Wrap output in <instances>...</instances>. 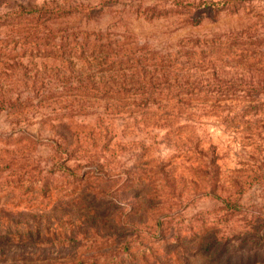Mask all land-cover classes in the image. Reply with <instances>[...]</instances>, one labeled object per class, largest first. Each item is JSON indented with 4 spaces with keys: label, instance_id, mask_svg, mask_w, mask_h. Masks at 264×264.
Wrapping results in <instances>:
<instances>
[{
    "label": "rangeland",
    "instance_id": "obj_1",
    "mask_svg": "<svg viewBox=\"0 0 264 264\" xmlns=\"http://www.w3.org/2000/svg\"><path fill=\"white\" fill-rule=\"evenodd\" d=\"M0 94V264H264V0H0Z\"/></svg>",
    "mask_w": 264,
    "mask_h": 264
},
{
    "label": "trees",
    "instance_id": "obj_2",
    "mask_svg": "<svg viewBox=\"0 0 264 264\" xmlns=\"http://www.w3.org/2000/svg\"><path fill=\"white\" fill-rule=\"evenodd\" d=\"M82 53H87V55H84L80 58V62L82 64L81 70L83 71V78L81 81L85 82L84 87L88 86L91 82V80L94 77V74H85L89 73L91 70L96 71H105V70H113L115 68L116 70H119L121 76L123 79L126 78L127 74L126 71H130L131 75L136 78V82H144L146 81V76L148 73L151 72V70H148L146 66L150 65L147 64V61L155 60V53L146 50L144 47L136 46L133 43H122L117 44L114 46L111 44H94V45H82L81 46ZM185 54L188 53V50H179L174 53L177 55V53ZM178 56V55H177ZM167 60H169V57H165ZM126 63H131L130 65H127ZM97 64L94 68L92 65ZM145 64V65H144ZM97 69V70H96ZM187 69V68H186ZM184 70V69H183ZM153 74V73H152ZM111 76V74H109ZM114 81V80H113ZM188 83V82H187ZM221 89H218V93H222ZM87 92V91H86ZM97 94H93V96H97L99 98H116L118 95H122L121 92H103L102 90H97ZM153 92H144L145 95H151ZM3 99V95L0 94V110L5 107L3 104L6 103ZM120 110H117L116 113H120ZM219 108L218 107H202L201 110H197L194 107L190 106H179L178 108H160L158 110L155 109L154 115H157V118L159 120H162L163 122H167L170 120H180L181 116L185 115L186 119H189L190 117H194L195 119L199 118L200 116H214L219 117ZM221 117V116H220ZM223 117V116H222ZM191 120V119H189ZM186 122H190L188 120H185ZM193 135L191 133H188L187 137L191 138ZM211 160L209 161V163ZM204 166H208V164H204ZM71 229V228H70ZM67 229L66 231H68ZM71 234L73 236H65L66 240H77V234L79 233V230L72 228ZM86 234V232H84ZM79 244V239H78ZM107 244V243H106ZM99 255L98 257H100ZM96 257L95 259H98ZM107 264H111L110 261H106Z\"/></svg>",
    "mask_w": 264,
    "mask_h": 264
}]
</instances>
